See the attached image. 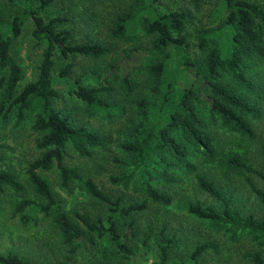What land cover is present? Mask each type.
Listing matches in <instances>:
<instances>
[{
	"label": "rangeland",
	"instance_id": "1",
	"mask_svg": "<svg viewBox=\"0 0 264 264\" xmlns=\"http://www.w3.org/2000/svg\"><path fill=\"white\" fill-rule=\"evenodd\" d=\"M28 8L26 0H0L3 23L0 30L8 33L6 27L15 16L24 18L21 33L10 49L22 71L13 96L37 78L43 57L44 44L32 35L33 23ZM172 11L185 14L181 29L174 30L173 35L184 39L186 54L196 61L202 74L206 73L204 61L209 50L215 45L225 49L230 39V29L224 25L225 0L198 3L193 0H51L40 9L46 21L59 18L55 28L64 31L67 41L99 42L107 47L98 57L71 56L69 59H64L59 50L54 49L51 73L59 97L52 101L51 107L74 126L95 132L105 142L103 147L93 148L89 156L77 154L68 143L63 164L91 178L108 196L120 198L119 208L144 200L146 208L132 211L125 217H115L117 233L130 253L120 251L107 237L98 240L93 253L73 252L76 243L63 241L54 222V206L50 213L39 207L47 201L35 194L27 178L29 164L43 151L36 146L40 134L31 127L34 117L24 109V119L17 121L18 105H13L6 118L0 117V169L13 174L23 185L26 197L38 207H25L22 212H16V202L20 198L10 188L0 192V253L17 254L32 264H157L160 246L167 241L165 264H191V252L204 243L213 244L215 249H206L195 264H255L252 256L257 250L264 257V245L258 246L255 234L249 227L242 226L249 221L259 224L264 220V205L251 189L252 185L264 193V180L259 175L264 174V56L254 54L245 60L247 68L242 70L247 85H242L227 70H220L218 76L222 84L240 95L245 105L252 107L254 116L243 117L249 123L251 134H241L221 119L208 123L206 105L197 103L207 123L206 130L214 140L215 158L206 159L190 150L187 160L194 169H188L161 152V155H151L154 160L145 163L151 174H156L155 161H170L166 167L173 179L167 181L157 173L151 181L160 193L170 197L168 205L153 202L145 193L134 189V180L142 172L143 163L134 152L124 151L121 144L142 142L145 134H157L164 122L163 113L175 106L182 86L191 80L182 62L181 50L174 44L158 48L157 33L147 30L148 21ZM119 21H124L126 31L116 36L114 27ZM204 30L212 34L207 35L205 46L200 47ZM68 60L73 63L71 71L59 76ZM157 63L164 65L163 77L158 79L149 71V67ZM113 64H116L111 71L113 76L106 79V72ZM0 74L1 94L7 69H0ZM87 75L96 76L98 85L110 86L109 91L97 94L93 107L70 90L76 77ZM167 90L171 91L172 100L163 105L162 94ZM230 152L248 163L253 171L227 172L223 169V156ZM38 172L48 180L57 202L73 223L80 225L75 213H84L92 222L107 226L108 205L90 197L76 185L71 191L61 188L56 163L50 170ZM197 175L212 182L222 198L217 199L201 190ZM129 176L127 186L119 183L120 178ZM197 203L203 209L211 207L220 214L226 204L229 215L236 222L228 218L225 221L199 218L187 210L189 204ZM21 215L27 216V220Z\"/></svg>",
	"mask_w": 264,
	"mask_h": 264
},
{
	"label": "trees",
	"instance_id": "2",
	"mask_svg": "<svg viewBox=\"0 0 264 264\" xmlns=\"http://www.w3.org/2000/svg\"><path fill=\"white\" fill-rule=\"evenodd\" d=\"M51 0H26L29 6L27 13L33 23V37L44 44L43 57L39 66L37 78L27 83L20 93L13 96L17 83L22 77V71L15 59L10 54L13 41L19 36L22 30L23 16H15L6 27L8 33L0 30V69H7L8 76L5 79L4 90L0 94V117L6 118L13 105H18L16 120L21 121L25 117L24 109H27L34 117L31 124L32 129L40 134L36 141V146L42 149L41 156L31 162L26 170L27 178L32 184L36 195L45 199L46 204L39 207L50 213L54 206V222L60 230L63 241L66 244L76 243L72 249L79 254L87 251L93 253L98 240L107 237L117 248L130 253L123 239L117 233L116 215L125 217L132 211L146 208V200L141 203H132L128 206L119 208L120 198H112L105 194L95 182L82 175L76 168L66 167L63 164V157L66 155V145L71 144L72 148L79 155L89 156L91 150L104 146V140L95 132L85 127H76L65 116H62L51 107L54 99L59 97V92L53 87L52 68L54 65L53 53L57 48L64 59L71 56L98 57L107 51V47L99 42L71 43L67 41L68 36L62 30H56L55 23L59 18H51L46 21L40 14V9L50 3ZM195 3L201 0H193ZM227 16L224 25L228 26L230 39L225 49L221 45L213 46L205 57L206 73L202 74L197 67V63L186 54L183 44L184 39L173 35V31H179L183 25L185 14L182 11H172L159 14L151 21H148L147 30L157 33L156 46L165 48L168 44H174L181 50V58L185 69L190 76V83L183 85L180 96L172 108L163 113L164 122L156 131L157 134L147 133L142 138V142L129 143L123 142L122 149L134 154L143 163L142 172L134 180V189L146 194V198L153 202L168 205L171 202L169 196L160 193L151 183L153 176L158 175L171 181L173 178L169 173L166 164L170 161L156 162V174L146 170V161L154 160L151 155L163 153L171 160L183 165L188 169L194 166L187 160L190 150L206 159H214L216 150L214 140L207 132V123L197 109V103L206 105L208 109V123H216L219 119L222 122L241 134H251L249 123L243 117L254 116L252 107L245 105L239 94L222 84L219 81L220 70L229 71L232 76L242 85H247L242 69L247 68L245 60L254 54L264 56V0L262 3L247 0H225ZM0 28H3L0 16ZM126 31L124 21H119L114 27V34L120 36ZM209 30H204L200 36L199 45L204 47ZM73 63L68 60L59 71V76H66L72 69ZM116 68V64L111 65L106 72L105 78L113 76L111 71ZM150 74L157 79L164 73L162 63L153 64L149 67ZM2 77V74H0ZM70 90L80 99L93 107L97 100V94L110 90L108 85H98L96 76H79L74 79ZM172 94L170 90L162 94L163 105L170 103ZM139 102V106H142ZM159 153H158V152ZM163 160L165 156L162 157ZM168 158V157H167ZM59 171L60 187L71 191L72 186L76 185L90 197L95 198L109 207L107 226L101 223L92 222L84 213H75V217L80 222L73 223L62 210L57 202L48 180L41 176L38 170H50L53 164ZM223 169L227 172L242 170L252 172V167L233 153H227L222 159ZM264 180V174H260ZM198 187L211 196L221 199V194L216 186L205 179L202 175H197ZM131 176L122 177L119 183L127 186ZM5 188H10L20 199L16 202V212H22L25 207H38V204L26 197L25 190L21 182L9 172L0 169V192ZM264 205V193L255 189L251 185ZM227 207V205L225 204ZM222 214L217 213L211 207L203 209L199 203L187 206V210L199 218L214 219L225 221L229 219L232 223L236 222L231 217L227 208ZM119 211V212H118ZM25 221L27 216L21 215ZM127 225V224H126ZM240 224H233V226ZM249 227L255 234L258 246L264 245V220L255 224L251 221L242 224ZM206 249H215L213 244H201L191 252V264H195L198 257ZM168 243L160 246V261L157 264H165L167 260ZM252 260L255 264H264V257L257 250ZM0 264H32L13 253H0ZM82 264V263H78ZM101 264H109L103 262Z\"/></svg>",
	"mask_w": 264,
	"mask_h": 264
}]
</instances>
